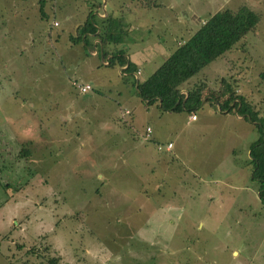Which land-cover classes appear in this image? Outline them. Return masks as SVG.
I'll list each match as a JSON object with an SVG mask.
<instances>
[{"label": "rangeland", "instance_id": "rangeland-1", "mask_svg": "<svg viewBox=\"0 0 264 264\" xmlns=\"http://www.w3.org/2000/svg\"><path fill=\"white\" fill-rule=\"evenodd\" d=\"M85 1L40 0L41 15L39 0H0V264H264L254 121L211 99L192 120L134 85L175 37L243 4L255 28L187 82L223 78L264 125V0H111L123 39L103 46L131 53L136 77L75 38Z\"/></svg>", "mask_w": 264, "mask_h": 264}, {"label": "trees", "instance_id": "trees-1", "mask_svg": "<svg viewBox=\"0 0 264 264\" xmlns=\"http://www.w3.org/2000/svg\"><path fill=\"white\" fill-rule=\"evenodd\" d=\"M100 4V1H99ZM39 5V11L41 10ZM92 14V8L80 26V32L75 38L87 44L86 32H94L97 21ZM96 16V15H95ZM99 20L100 32L97 33L100 42L119 43L122 41L120 33L114 34L116 21L111 22L110 14L104 17L96 16ZM258 14L246 5H238L235 8L223 7L212 12L199 26L182 42L176 44L168 55L144 78L135 79V89L144 103L156 102L162 110H185L189 114L202 105L205 101L213 100L219 110H231L236 107V113L254 121L259 135L249 144V158L253 163L251 177L256 179L258 196L264 200V125L256 121L255 110L242 95L236 93L229 82L220 78V84L215 89L202 81L188 83L187 79L195 74L209 61L219 57L237 42L246 32L253 30L258 21ZM106 22V23H105ZM122 48L110 50L102 49V56L110 53L105 59L107 65L120 67L126 63L121 71L134 72L136 66L123 53ZM104 60V59H103ZM261 79L264 80V72ZM225 82V83H223ZM132 83H134L132 81ZM187 90L186 94L181 89ZM159 143V142H158ZM26 147L20 148V154H26ZM50 259V264H56Z\"/></svg>", "mask_w": 264, "mask_h": 264}, {"label": "crops", "instance_id": "crops-1", "mask_svg": "<svg viewBox=\"0 0 264 264\" xmlns=\"http://www.w3.org/2000/svg\"><path fill=\"white\" fill-rule=\"evenodd\" d=\"M90 1H92V0H90ZM105 2L103 3V0H102V5L100 6V8H101V11L102 12H106V14H110L111 12H108V10H111V9H113V7H115V6H113V4H114V2L113 1H111V0H104ZM39 5H40V0H39ZM39 5H38V11H39ZM89 6H92L93 8H92V10L94 9V11H95V14L98 16V14H97V12H96V10H95V4H94V0H93V2H91V3H89V5H88V3L85 1V13L83 14V21H84V19H85V17H86V15H87V8L89 7ZM107 8H109L108 10H107ZM114 10V9H113ZM112 13H113V11H112ZM111 13V14H112ZM40 14L41 15H43V12H40ZM204 20V19H203ZM202 20V21H203ZM201 21V22H202ZM200 22V23H201ZM78 23H80V21H78ZM199 23V24H200ZM99 24V23H98ZM98 24H97V27H96V30L94 31V32H86V35H87V40L90 42L89 44H92L93 45V47H94V53L93 54H97V52L98 51H100V52H102V49H105L106 47H104L103 46V44L100 42V39H99V37H98V35H97V33L98 32H100V27L98 26ZM199 24L197 25V27L199 26ZM196 27V28H197ZM195 28V29H196ZM194 31V30H193ZM85 33V32H84ZM84 33H83V35H84ZM192 33V32H191ZM190 33V34H191ZM190 34H188L187 36H179V37H175V39H174V41H173V43H171L170 45H169V47L167 48L168 50H169V52H170V50L176 45V44H178V43H180V42H182L185 38H187ZM123 39V38H122ZM119 43H121V42H119ZM119 43H116V44H112L113 45V47H117V45L119 44ZM88 44V45H89ZM119 46H121L120 44H119ZM116 49V48H115ZM167 49L165 50V53H167L166 54V56L168 55V53L169 52H167ZM90 50H92V49H90ZM106 50V49H105ZM93 51V50H92ZM157 52V51H156ZM124 53V52H123ZM164 53V52H163ZM125 54V56H126V60L128 59V60H130L131 58H130V54L129 55H126V53H124ZM111 54L110 53H108V54H106L104 57L102 56V53H101V56H102V59L101 60H103L104 59V61H103V63H105L106 64V60L105 59H107L109 56H110ZM128 56V57H127ZM165 56V57H166ZM127 60V61H128ZM125 65H126V63H124V65H122V66H120L119 67V69L120 68H124L125 67ZM135 66H136V69H139L141 66L138 64V63H135ZM155 68V67H154ZM153 68V69H154ZM152 69V70H153ZM139 71V70H138ZM121 73H124V72H127V71H120ZM135 72V71H134ZM134 72H132L133 74H134ZM138 74V73H137ZM137 74L135 75V77L137 76ZM85 82V81H84ZM87 82V81H86ZM182 91H185V88H182L181 89ZM232 110H234V112L236 113V107L235 108H233ZM223 111H227V110H223ZM190 115L191 114H189L188 113V118L189 119H196L197 117L195 116L194 118H191L190 117ZM236 116H237V118H243V115H238L237 113H236ZM167 142H170V141H167ZM166 142V143H167ZM171 146V145H170ZM170 148V147H169ZM258 192V191H257Z\"/></svg>", "mask_w": 264, "mask_h": 264}, {"label": "built area", "instance_id": "built-area-1", "mask_svg": "<svg viewBox=\"0 0 264 264\" xmlns=\"http://www.w3.org/2000/svg\"><path fill=\"white\" fill-rule=\"evenodd\" d=\"M72 84H74L75 87H76V88L78 89V91H80V92H85V91H87V90H89V89L91 88V87H90V84L87 83V82H78V81H76V80H72ZM126 111H127V110H126ZM190 117H191V118H194V117H195L194 113H191ZM149 131H150V127H149V126H146V127H145V132L148 133ZM170 145H171V143H170V142H167V143H165L164 147L167 149V148L170 147ZM156 147H157L158 149H160V148L162 147V143H157V144H156Z\"/></svg>", "mask_w": 264, "mask_h": 264}, {"label": "water", "instance_id": "water-1", "mask_svg": "<svg viewBox=\"0 0 264 264\" xmlns=\"http://www.w3.org/2000/svg\"><path fill=\"white\" fill-rule=\"evenodd\" d=\"M105 1L103 0V3H104ZM100 58L102 59V56H101V52H100ZM185 94H186V92H187V90L185 89ZM217 105V104H216Z\"/></svg>", "mask_w": 264, "mask_h": 264}]
</instances>
